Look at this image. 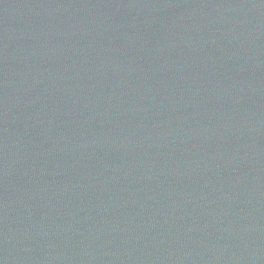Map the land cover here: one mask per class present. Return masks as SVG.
<instances>
[{"label":"water","instance_id":"1","mask_svg":"<svg viewBox=\"0 0 264 264\" xmlns=\"http://www.w3.org/2000/svg\"><path fill=\"white\" fill-rule=\"evenodd\" d=\"M0 264H264V0H0Z\"/></svg>","mask_w":264,"mask_h":264}]
</instances>
